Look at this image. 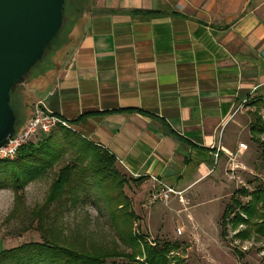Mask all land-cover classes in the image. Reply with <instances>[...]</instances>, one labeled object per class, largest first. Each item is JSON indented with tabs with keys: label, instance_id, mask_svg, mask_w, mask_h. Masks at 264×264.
Returning <instances> with one entry per match:
<instances>
[{
	"label": "crops",
	"instance_id": "crops-1",
	"mask_svg": "<svg viewBox=\"0 0 264 264\" xmlns=\"http://www.w3.org/2000/svg\"><path fill=\"white\" fill-rule=\"evenodd\" d=\"M81 14L33 102L147 190L152 177L185 192L233 170L264 105V0H89Z\"/></svg>",
	"mask_w": 264,
	"mask_h": 264
},
{
	"label": "rangeland",
	"instance_id": "rangeland-1",
	"mask_svg": "<svg viewBox=\"0 0 264 264\" xmlns=\"http://www.w3.org/2000/svg\"><path fill=\"white\" fill-rule=\"evenodd\" d=\"M88 1H65L57 38L45 51L41 62L31 68L24 84L15 90L13 101L20 124L35 104L34 90L57 76L67 51L74 43V33L82 23L81 13ZM254 105L252 122L255 113L264 122L262 99H255ZM53 131L58 142L66 141L56 128ZM48 133L40 131L32 142L36 145ZM260 139L264 141V135ZM64 144L61 153L49 150L53 146L38 152L37 155L46 160L35 161L32 158L33 161H28L32 168L29 172L26 167H13L9 159L0 160V250L24 242L41 241L42 235L47 234L56 237L58 243L71 245L78 251L129 253L123 256L125 260L142 261L147 246L163 247L168 242L176 245L168 253L170 264H264V233L257 232L255 226L251 228L249 224H233L235 212L239 211L237 203L244 204L250 200V195L243 190L261 189L264 192V153L258 143L234 156L235 159L230 161L233 170L225 166L221 175L217 170L208 179L183 192L182 200L173 195L167 202L157 201L151 205L147 203V187H140L141 181L125 175L115 166L122 180V191L129 199L124 209H130L136 215L130 229L140 239L139 253L136 252L138 247L131 248L128 242L119 238L117 227L110 218L109 208L114 204L105 198L109 192L107 179L99 180L97 175L88 174L84 178V186L75 195L70 190L51 198L59 169L73 156L72 149L66 142ZM51 157L55 158L54 161L49 160ZM13 169L20 175L16 182L19 186L11 174ZM225 211H230L226 218ZM263 214L264 209L259 203L258 213L250 224L264 221ZM245 229H249L248 232L239 236Z\"/></svg>",
	"mask_w": 264,
	"mask_h": 264
},
{
	"label": "trees",
	"instance_id": "trees-1",
	"mask_svg": "<svg viewBox=\"0 0 264 264\" xmlns=\"http://www.w3.org/2000/svg\"><path fill=\"white\" fill-rule=\"evenodd\" d=\"M65 1L66 0H64V4ZM59 31L57 35L48 43L45 51L54 43ZM41 60L39 62H41ZM19 86L20 85L15 86L10 92V105L16 115V131L21 128L30 118L34 107L32 106L27 119L24 120L22 124H20L13 101L14 92ZM254 116L255 120L250 124V131L255 142L262 147V153H264V141L260 139V136L264 135V122L257 115V113H255ZM55 128L61 133L64 141L66 140V145L72 149L73 156L69 163L59 169L54 179L52 190L53 196L51 198L55 199V197L61 196V194H64L70 190V192L75 195L77 190L84 186V178L88 174L94 176L97 175L99 180L107 179L108 186L106 189L109 192H107V196L105 198L114 204L112 206L110 205L109 208L110 218H112L113 223L117 227L116 229L117 233L119 234V238L128 242V244L131 245V248L138 247V251L136 252L139 253L140 239L135 236L134 233H131L130 229L131 223L136 218V215L132 210L124 209V207L128 206L129 199L122 191V180H120V173L115 167V157L103 147L86 140L69 127L59 124ZM55 128H53L48 133V135L44 139H41V141H39L36 145L32 141L27 142L20 146L17 155L14 158L4 159L11 160L13 162V167H26V171L29 172L32 168H30L31 165L28 163V161L31 162L32 158L35 161L46 160L40 154L37 155L38 152L47 150L49 146H53V148H49L51 151L56 153L63 152L65 148V142H58V138L55 137L56 132L53 131ZM54 159V157L49 158L51 161H54ZM51 163L52 162L46 163L44 165V169L39 171V173L43 172ZM11 174L14 178L15 184H17V177L20 175L15 169H13V173ZM144 179L145 177H139L136 178V181L140 182ZM16 186L19 185L17 184ZM243 192L247 195H250V200L244 204H241L240 202L237 203L239 206V211L235 212L233 224H249L251 228L255 226V230L257 232L264 233V221H261V223L253 222V225L250 224V220L255 218L256 213H258L259 203H261V208L264 209L263 190L258 189L252 192L243 190ZM230 211H225L224 218L230 215ZM263 215L260 216L262 217ZM249 229H245V231L241 232V234L239 233V236H244V234L247 233ZM55 238L44 234L42 235L41 241L24 242L12 248L1 249L0 264H170L168 253L171 251V248H176L175 244H170L168 242L166 244L164 243L163 247L147 246L145 253L146 255L142 261L133 259L125 260L123 256H128L129 253L119 254L118 252L107 253L102 251L88 250L78 251L71 247V245L67 246L58 243L57 239ZM132 255L129 256L132 258Z\"/></svg>",
	"mask_w": 264,
	"mask_h": 264
},
{
	"label": "water",
	"instance_id": "water-1",
	"mask_svg": "<svg viewBox=\"0 0 264 264\" xmlns=\"http://www.w3.org/2000/svg\"><path fill=\"white\" fill-rule=\"evenodd\" d=\"M63 9L64 0H0V148L16 133L10 92L42 59Z\"/></svg>",
	"mask_w": 264,
	"mask_h": 264
},
{
	"label": "built area",
	"instance_id": "built-area-1",
	"mask_svg": "<svg viewBox=\"0 0 264 264\" xmlns=\"http://www.w3.org/2000/svg\"><path fill=\"white\" fill-rule=\"evenodd\" d=\"M59 124L69 127L66 120L48 112L41 101L35 102L30 118L16 131L15 135L10 138L7 144L0 148V159L14 158L21 145L32 141L40 131L50 132ZM238 146L239 148H247V145L243 142H240ZM148 193L147 203L151 205L157 201L167 202L173 195L180 197V200H182L181 195L183 191H178L173 186L156 177H152V183L149 186Z\"/></svg>",
	"mask_w": 264,
	"mask_h": 264
}]
</instances>
